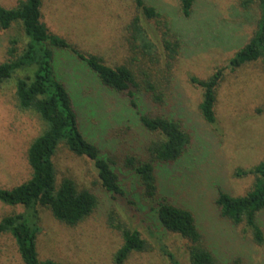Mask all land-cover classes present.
Instances as JSON below:
<instances>
[{
  "label": "rangeland",
  "instance_id": "374dc122",
  "mask_svg": "<svg viewBox=\"0 0 264 264\" xmlns=\"http://www.w3.org/2000/svg\"><path fill=\"white\" fill-rule=\"evenodd\" d=\"M18 1L0 0V4L12 7ZM146 1L166 17L171 32L181 42L168 111L183 118L194 135L187 157L160 172L163 194L196 213L204 242L222 264H264V244L255 241L245 224L236 225L222 217L215 203L219 190L232 196L246 195L255 177L238 176L237 171L247 170L264 158V62L235 69L229 65L235 53L253 37L261 8L255 3L245 9L241 0H196L192 15L185 17L180 0ZM136 16L141 17L144 27V46L132 35L131 23ZM42 21L51 33L66 38L83 52L103 56L111 66L132 65L140 81L146 66L143 63L152 65L148 61L150 52L160 63L165 57L160 24L145 20L133 0H44ZM15 36L22 39V48L27 38L19 25L8 30L0 28V63L8 58L10 40ZM56 68L76 101L84 132L116 162L127 195L112 198L101 189L93 162L61 145L55 156L58 178L70 176L82 187L96 189L101 202L76 227L63 225L40 208V259L60 264H115L114 255L123 240L111 226L113 219L114 223L138 228L149 243L148 251L133 253L123 264H171L169 253L182 264H191L188 241L157 224L139 200L138 176L125 168L127 149H141L153 137L140 127L137 115L129 108L130 100L104 88L83 63L68 53L57 55ZM221 69L217 122L210 125L199 110L203 89L193 84L191 77L207 79ZM136 100L139 110L149 108L142 94ZM42 129L43 122L36 113L18 107L16 77L0 87L3 187H13L30 177L28 148ZM23 210L0 202V218ZM257 219L264 231V211ZM0 264H24L10 234L0 237Z\"/></svg>",
  "mask_w": 264,
  "mask_h": 264
},
{
  "label": "trees",
  "instance_id": "16d2710c",
  "mask_svg": "<svg viewBox=\"0 0 264 264\" xmlns=\"http://www.w3.org/2000/svg\"><path fill=\"white\" fill-rule=\"evenodd\" d=\"M133 1L145 20H156L160 24L165 50L162 63L151 52L148 54L152 65L143 63L146 66L141 70L144 76L141 81L132 65L111 66L103 56L83 52L66 38L51 33L42 21L44 0H19L12 7L0 4V28L8 30L19 25L27 38L22 48L19 36L10 40L8 58L0 63V87L16 77L18 107L36 113L43 122L42 131L28 148L30 177L10 188L0 184V202L24 209L0 218V237L5 234L13 237L24 264H60L53 259L39 257L40 208L48 210L63 225L76 227L90 217L101 202L96 189L82 187L70 176L58 178L55 156L61 145L74 155L87 157L93 162L101 189L112 198L127 195L116 162L83 130L76 101L56 68L57 55L61 52L83 63L104 88L129 99V108L137 115L140 127L153 136L141 149L128 148L124 159L125 168L139 178V200L145 203V210L152 212L157 224L188 241L191 264H222L204 242L196 213L163 194L160 172L164 167L174 166L185 159L194 145L193 132L184 119L168 111L172 100V73L181 42L171 32L169 21L155 6L146 0ZM180 1L183 15L190 17L196 0ZM255 3L259 4L262 15L253 37L231 58L229 65L234 69L257 61L264 62V0H241L240 5L248 9ZM131 29L135 42L144 46L147 39L140 16L133 19ZM222 80L223 69L207 79L191 77V82L203 89L199 110L210 125L217 122L218 89ZM138 94L147 99L148 109L139 110ZM236 175H253V188L243 196H232L219 190L215 203L222 217L236 225L245 224L255 241L262 245L264 231L257 218L264 211V158L247 170H238ZM111 226L121 233L123 240L114 255L115 264L125 263L133 253L149 250V243L138 228L114 223L113 219ZM168 255L171 264H182L173 254Z\"/></svg>",
  "mask_w": 264,
  "mask_h": 264
}]
</instances>
